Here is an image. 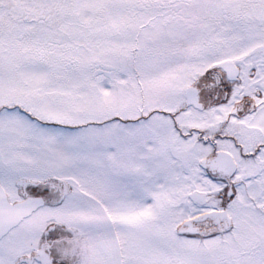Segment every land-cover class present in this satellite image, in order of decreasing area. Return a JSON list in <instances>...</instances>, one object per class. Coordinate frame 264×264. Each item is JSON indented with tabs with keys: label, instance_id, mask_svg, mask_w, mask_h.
Listing matches in <instances>:
<instances>
[{
	"label": "snow or ice",
	"instance_id": "6c2138e0",
	"mask_svg": "<svg viewBox=\"0 0 264 264\" xmlns=\"http://www.w3.org/2000/svg\"><path fill=\"white\" fill-rule=\"evenodd\" d=\"M0 264H264V0H0Z\"/></svg>",
	"mask_w": 264,
	"mask_h": 264
}]
</instances>
